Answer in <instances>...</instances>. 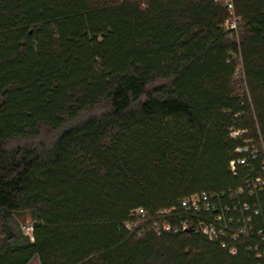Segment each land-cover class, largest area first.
<instances>
[{
    "label": "trees",
    "instance_id": "16d2710c",
    "mask_svg": "<svg viewBox=\"0 0 264 264\" xmlns=\"http://www.w3.org/2000/svg\"><path fill=\"white\" fill-rule=\"evenodd\" d=\"M231 1L236 35L214 0H0V264H264L124 228L259 174L229 162L264 148V0Z\"/></svg>",
    "mask_w": 264,
    "mask_h": 264
},
{
    "label": "built area",
    "instance_id": "2783aa9c",
    "mask_svg": "<svg viewBox=\"0 0 264 264\" xmlns=\"http://www.w3.org/2000/svg\"><path fill=\"white\" fill-rule=\"evenodd\" d=\"M214 1L225 4L229 18L224 22L223 28L236 35L239 20L234 15L232 1ZM235 78L237 81L244 79L241 63L235 72ZM243 134L244 131L230 130V137L233 139L240 138ZM235 152L241 157L229 162L232 174H236L238 166H249L251 161L263 156L259 174L249 178L244 187L222 193H195L181 199L177 206L161 209L153 214L142 208L135 209L130 212L124 228L137 236L150 233L160 237L163 234L194 232L208 242L218 243L230 254L236 253L239 243L252 241V245H247L248 251L257 259L264 260V226L256 228L254 225V219L261 214L259 203L254 201L251 204L242 200L257 199L259 195H264V148L248 139Z\"/></svg>",
    "mask_w": 264,
    "mask_h": 264
},
{
    "label": "rangeland",
    "instance_id": "374dc122",
    "mask_svg": "<svg viewBox=\"0 0 264 264\" xmlns=\"http://www.w3.org/2000/svg\"><path fill=\"white\" fill-rule=\"evenodd\" d=\"M20 223L22 225V229L24 233L28 236L31 235V220L29 219L28 216H22L20 218Z\"/></svg>",
    "mask_w": 264,
    "mask_h": 264
},
{
    "label": "crops",
    "instance_id": "0c3cea01",
    "mask_svg": "<svg viewBox=\"0 0 264 264\" xmlns=\"http://www.w3.org/2000/svg\"><path fill=\"white\" fill-rule=\"evenodd\" d=\"M29 264H39L38 258H34Z\"/></svg>",
    "mask_w": 264,
    "mask_h": 264
}]
</instances>
